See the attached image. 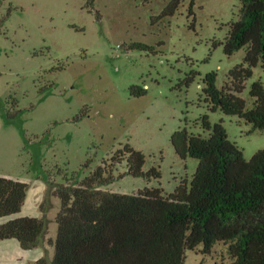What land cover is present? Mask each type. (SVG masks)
Segmentation results:
<instances>
[{
  "label": "rangeland",
  "instance_id": "rangeland-1",
  "mask_svg": "<svg viewBox=\"0 0 264 264\" xmlns=\"http://www.w3.org/2000/svg\"><path fill=\"white\" fill-rule=\"evenodd\" d=\"M173 1L0 0V175L44 191L48 228L39 245L47 264L61 204L53 184L80 181L127 143L145 153V170L155 166L161 176L119 177L123 163L102 188L171 193L190 180L199 159L182 157L171 138L181 127L208 135L205 114L223 122L247 158L264 147V129L211 110L204 92L208 72L217 71L222 86L244 61L246 46L229 55L221 43L242 0H180L168 9ZM257 79L264 82L261 64L241 93L248 106ZM134 84L146 93L132 94ZM202 247L188 249L185 264L231 261L224 242L211 253Z\"/></svg>",
  "mask_w": 264,
  "mask_h": 264
},
{
  "label": "trees",
  "instance_id": "trees-1",
  "mask_svg": "<svg viewBox=\"0 0 264 264\" xmlns=\"http://www.w3.org/2000/svg\"><path fill=\"white\" fill-rule=\"evenodd\" d=\"M221 43L229 55L245 46L246 54L222 86L217 85V71L206 74L209 108L244 118L252 131L264 129V82L252 83L251 106L241 94L254 68L264 67V0H242L240 17L230 23ZM131 90L146 93L136 84ZM203 125L208 135L187 127L172 135L177 153L196 157L199 164L192 178L183 179L171 193L160 186L135 193L102 188L115 181V170L123 163L127 169L119 177L161 176L155 166L144 169L145 153L130 143L80 181L54 183L61 204L51 264H185L188 249L202 245L203 252L211 253L217 242L228 247L231 261L224 264H264V147L247 158L222 121L212 124L205 114ZM28 188L27 181L0 175V217L21 211ZM47 228L44 216L14 217L0 223V240L17 238L22 247L33 248ZM38 264L47 263L41 258Z\"/></svg>",
  "mask_w": 264,
  "mask_h": 264
},
{
  "label": "crops",
  "instance_id": "crops-1",
  "mask_svg": "<svg viewBox=\"0 0 264 264\" xmlns=\"http://www.w3.org/2000/svg\"><path fill=\"white\" fill-rule=\"evenodd\" d=\"M20 180L26 181L25 179ZM27 182L29 183V181ZM29 184L30 187L27 191L24 209L20 214L14 215L13 218L24 215L43 216L41 204L44 199V191L42 192V188L31 187V182ZM8 219L10 218H1L0 223L6 222ZM44 257L45 255L43 247H41L39 244L33 248H24L21 246V243L17 238H7L0 240V263L27 264L32 261L38 264V261Z\"/></svg>",
  "mask_w": 264,
  "mask_h": 264
}]
</instances>
